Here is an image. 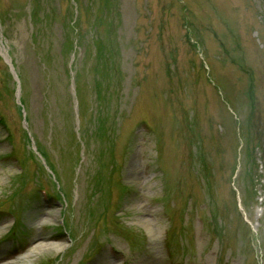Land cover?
<instances>
[{
  "label": "rangeland",
  "instance_id": "rangeland-1",
  "mask_svg": "<svg viewBox=\"0 0 264 264\" xmlns=\"http://www.w3.org/2000/svg\"><path fill=\"white\" fill-rule=\"evenodd\" d=\"M0 45V264H264V0H0Z\"/></svg>",
  "mask_w": 264,
  "mask_h": 264
},
{
  "label": "bare ground",
  "instance_id": "bare-ground-1",
  "mask_svg": "<svg viewBox=\"0 0 264 264\" xmlns=\"http://www.w3.org/2000/svg\"><path fill=\"white\" fill-rule=\"evenodd\" d=\"M1 47H0V49H2ZM256 214H257L256 216H259V211ZM50 247L54 248V249H59L60 248V246H57V245H51V244L49 245V244L39 243L31 251H29L25 255L21 256L20 260H22V261L23 260H27L29 257H31V256H33V255H35L37 253H42V252L47 251L48 249H50Z\"/></svg>",
  "mask_w": 264,
  "mask_h": 264
},
{
  "label": "water",
  "instance_id": "water-1",
  "mask_svg": "<svg viewBox=\"0 0 264 264\" xmlns=\"http://www.w3.org/2000/svg\"><path fill=\"white\" fill-rule=\"evenodd\" d=\"M0 47H1V46H0ZM1 48H2V47H1ZM0 56L3 58V60L5 61V63L9 66L10 71H11L12 75L14 76V79L17 81L16 75H15V73H14V71H13V68H12V66H11V64H10V61H9V59H8V55H7L5 49H3V48L0 49ZM17 98H18V92H17Z\"/></svg>",
  "mask_w": 264,
  "mask_h": 264
}]
</instances>
